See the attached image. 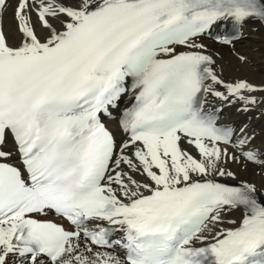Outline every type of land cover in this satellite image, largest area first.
Here are the masks:
<instances>
[{
    "label": "snow or ice",
    "instance_id": "1",
    "mask_svg": "<svg viewBox=\"0 0 264 264\" xmlns=\"http://www.w3.org/2000/svg\"><path fill=\"white\" fill-rule=\"evenodd\" d=\"M250 20L264 0H0V146L22 165L0 150V264H264V191L216 179L229 161L264 173L248 126L222 121L264 85L225 81L197 42ZM126 95L117 143L103 121Z\"/></svg>",
    "mask_w": 264,
    "mask_h": 264
},
{
    "label": "bare ground",
    "instance_id": "2",
    "mask_svg": "<svg viewBox=\"0 0 264 264\" xmlns=\"http://www.w3.org/2000/svg\"><path fill=\"white\" fill-rule=\"evenodd\" d=\"M3 25L5 32L9 35V43H17V40L14 38L15 23L11 8L8 9L3 17ZM224 32V28H221L220 34H224ZM213 38L214 31L211 36L205 35L199 38L197 42L204 43L207 52L213 55L215 60V70L222 79L227 82L244 79L258 86L264 85V24L250 20L243 26L239 38L235 39L232 45L217 42ZM182 50L185 49L183 47L177 48V51ZM241 55L247 58L246 61L242 62L239 59V56ZM254 95L261 98L264 97V92H256ZM127 100L128 96L126 95L122 97L120 104H125ZM208 104L210 107L218 108L220 107L221 102L209 97ZM222 121L228 122L234 129H238L246 124L248 126L246 129L247 133L249 135L254 134L255 136V139L252 141V147L264 152V104L252 107L247 113L237 112L236 106L225 107ZM114 134L117 143L124 138V134L118 130H115ZM236 135H239L238 131L236 132ZM182 146L188 147L187 145ZM0 149L10 151L12 155L8 161L13 164H18L17 152L10 140H8L5 145L0 146ZM229 150L231 151L232 149L230 148ZM193 154L195 153L193 152ZM227 167L236 174V179L233 180L227 177H216V179L228 183H238L240 181L251 182L254 183L258 189L264 191V173H262L259 165L248 162L245 167L229 161ZM137 178L140 179V177ZM242 216L243 212L241 209L233 210L225 216L223 223L210 226V230H206L202 235L208 237V241H211L216 235V232L221 229L237 226L240 223ZM229 220H235L236 224L229 223Z\"/></svg>",
    "mask_w": 264,
    "mask_h": 264
},
{
    "label": "rangeland",
    "instance_id": "3",
    "mask_svg": "<svg viewBox=\"0 0 264 264\" xmlns=\"http://www.w3.org/2000/svg\"><path fill=\"white\" fill-rule=\"evenodd\" d=\"M241 39V38H240ZM239 40V39H238Z\"/></svg>",
    "mask_w": 264,
    "mask_h": 264
}]
</instances>
